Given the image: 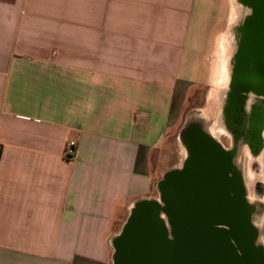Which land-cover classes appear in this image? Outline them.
<instances>
[{
  "label": "crops",
  "instance_id": "1",
  "mask_svg": "<svg viewBox=\"0 0 264 264\" xmlns=\"http://www.w3.org/2000/svg\"><path fill=\"white\" fill-rule=\"evenodd\" d=\"M232 10V0H0V264L113 261L135 202L159 198L186 159L179 136Z\"/></svg>",
  "mask_w": 264,
  "mask_h": 264
},
{
  "label": "water",
  "instance_id": "2",
  "mask_svg": "<svg viewBox=\"0 0 264 264\" xmlns=\"http://www.w3.org/2000/svg\"><path fill=\"white\" fill-rule=\"evenodd\" d=\"M189 133L187 122L182 139ZM182 166L163 175L158 199L135 202L113 240V264H264V250L257 242L260 229L243 183L241 203L236 208L226 199L224 216L216 218L220 208L212 205L211 215L207 213L205 186L193 182L187 158ZM164 186H171L173 197L163 196Z\"/></svg>",
  "mask_w": 264,
  "mask_h": 264
},
{
  "label": "flooded vegetation",
  "instance_id": "3",
  "mask_svg": "<svg viewBox=\"0 0 264 264\" xmlns=\"http://www.w3.org/2000/svg\"><path fill=\"white\" fill-rule=\"evenodd\" d=\"M241 2L245 17L234 28L238 38L227 68L228 83L213 101L212 81L207 85L204 99L190 115V133L184 140L190 176L193 182L203 181L207 213L211 215V208L219 206L216 218L224 216L226 199L237 208L244 196L236 160L242 147L252 155L264 151V0ZM208 107L205 117L202 112ZM171 186H164V197H173Z\"/></svg>",
  "mask_w": 264,
  "mask_h": 264
},
{
  "label": "rangeland",
  "instance_id": "4",
  "mask_svg": "<svg viewBox=\"0 0 264 264\" xmlns=\"http://www.w3.org/2000/svg\"><path fill=\"white\" fill-rule=\"evenodd\" d=\"M241 1L242 0H232L233 10L231 23L227 32H225L221 36L212 57L211 100L215 99L218 91H220V89L228 83L227 68L230 66L231 59L234 54L233 52L235 45L233 44L237 41L238 38V32H236L234 28H238L240 21L245 17V5ZM208 111L209 107L202 112L204 113L203 115L205 117L207 116V114H209ZM180 127L183 128L184 124L179 125V128ZM179 137L180 138L178 141L181 149H185H182L184 154L182 155L181 160L178 161L181 162V165L185 157H187L188 151L187 145L182 139L181 134ZM236 160L238 168L239 170H241V180L243 186L246 189L245 191H247V202L253 208V214L255 217L254 222L256 226L258 224L261 225L257 242L260 246H262V249L264 250V151L260 156L252 155L245 147H242V151L237 155ZM155 194L156 193H154V197H156ZM110 264H113V261H111Z\"/></svg>",
  "mask_w": 264,
  "mask_h": 264
},
{
  "label": "trees",
  "instance_id": "5",
  "mask_svg": "<svg viewBox=\"0 0 264 264\" xmlns=\"http://www.w3.org/2000/svg\"><path fill=\"white\" fill-rule=\"evenodd\" d=\"M1 154H2V148L0 147V159H1ZM75 260L82 261V262L89 263V264H105V263H101L99 261L91 260V259L81 257V256H76Z\"/></svg>",
  "mask_w": 264,
  "mask_h": 264
},
{
  "label": "built area",
  "instance_id": "6",
  "mask_svg": "<svg viewBox=\"0 0 264 264\" xmlns=\"http://www.w3.org/2000/svg\"><path fill=\"white\" fill-rule=\"evenodd\" d=\"M76 154V143L75 141H70L69 146L67 148V157L73 158Z\"/></svg>",
  "mask_w": 264,
  "mask_h": 264
},
{
  "label": "bare ground",
  "instance_id": "7",
  "mask_svg": "<svg viewBox=\"0 0 264 264\" xmlns=\"http://www.w3.org/2000/svg\"><path fill=\"white\" fill-rule=\"evenodd\" d=\"M257 226H258L259 229H261V225L258 224Z\"/></svg>",
  "mask_w": 264,
  "mask_h": 264
}]
</instances>
